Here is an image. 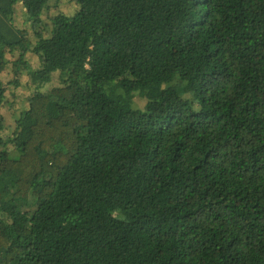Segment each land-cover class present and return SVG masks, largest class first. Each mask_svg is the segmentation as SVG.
I'll return each instance as SVG.
<instances>
[{
  "label": "trees",
  "instance_id": "obj_1",
  "mask_svg": "<svg viewBox=\"0 0 264 264\" xmlns=\"http://www.w3.org/2000/svg\"><path fill=\"white\" fill-rule=\"evenodd\" d=\"M53 1L0 0V264H264V0Z\"/></svg>",
  "mask_w": 264,
  "mask_h": 264
},
{
  "label": "rangeland",
  "instance_id": "obj_2",
  "mask_svg": "<svg viewBox=\"0 0 264 264\" xmlns=\"http://www.w3.org/2000/svg\"><path fill=\"white\" fill-rule=\"evenodd\" d=\"M73 5L74 4L73 2H71V0H58L56 3L55 1H53V3H51V8L49 9L48 13L46 12V14L43 15V18L46 21H48L49 16H53L57 12H67V13L71 12L73 9ZM22 7H23L22 3L17 4V14L15 16V22L19 26L24 25V19H25ZM17 54H18L17 52H13V53L9 52L7 54V57L10 60H13L14 58H17L18 56ZM27 58L29 59V61L33 66H37L36 64L37 57L35 55L28 53ZM11 66L12 65H9L8 69H6L5 72H3V74L1 75V78L7 87L6 103L4 108L1 109V113L5 117L6 125L8 126L5 130V133L12 132L11 129H9V126L14 124L13 115L17 114L21 108L28 106V98L35 91V88L30 87L28 83V75L26 74V72L22 73L23 77L21 78L20 85L15 86L14 84L11 83V80L14 79L13 73L11 71ZM134 104L137 107H143L145 101L142 100V98L140 97H136L134 100Z\"/></svg>",
  "mask_w": 264,
  "mask_h": 264
}]
</instances>
